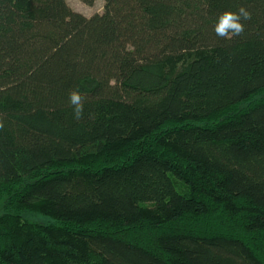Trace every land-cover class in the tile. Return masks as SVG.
Instances as JSON below:
<instances>
[{
    "label": "trees",
    "instance_id": "16d2710c",
    "mask_svg": "<svg viewBox=\"0 0 264 264\" xmlns=\"http://www.w3.org/2000/svg\"><path fill=\"white\" fill-rule=\"evenodd\" d=\"M102 1L0 0V264H264V0Z\"/></svg>",
    "mask_w": 264,
    "mask_h": 264
},
{
    "label": "clouds",
    "instance_id": "9594fccd",
    "mask_svg": "<svg viewBox=\"0 0 264 264\" xmlns=\"http://www.w3.org/2000/svg\"><path fill=\"white\" fill-rule=\"evenodd\" d=\"M251 20V13L244 7H240L237 12L225 11L217 18L214 26V33L220 38H231L240 36L245 31L243 21ZM69 102L73 107V116L79 120L84 114V97L78 89H74L69 93ZM4 124L0 121V130Z\"/></svg>",
    "mask_w": 264,
    "mask_h": 264
},
{
    "label": "rangeland",
    "instance_id": "374dc122",
    "mask_svg": "<svg viewBox=\"0 0 264 264\" xmlns=\"http://www.w3.org/2000/svg\"><path fill=\"white\" fill-rule=\"evenodd\" d=\"M66 1L72 10L84 15L85 17H91L92 15L97 14V13L101 14L103 11L104 4L102 0H95L93 5L91 6L84 4L81 0H66ZM24 217L27 220H30L32 222L33 221L38 222V223H49L50 222V220L45 219L34 213H27L24 215Z\"/></svg>",
    "mask_w": 264,
    "mask_h": 264
}]
</instances>
